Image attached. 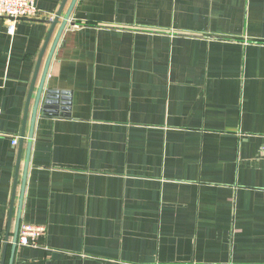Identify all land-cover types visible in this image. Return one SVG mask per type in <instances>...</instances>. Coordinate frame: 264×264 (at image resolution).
<instances>
[{
  "label": "crops",
  "instance_id": "obj_1",
  "mask_svg": "<svg viewBox=\"0 0 264 264\" xmlns=\"http://www.w3.org/2000/svg\"><path fill=\"white\" fill-rule=\"evenodd\" d=\"M36 4L0 17V264H264V0Z\"/></svg>",
  "mask_w": 264,
  "mask_h": 264
},
{
  "label": "built area",
  "instance_id": "obj_2",
  "mask_svg": "<svg viewBox=\"0 0 264 264\" xmlns=\"http://www.w3.org/2000/svg\"><path fill=\"white\" fill-rule=\"evenodd\" d=\"M38 15L36 0H0V17L7 19L10 33H14L17 21L35 18ZM1 113V111H0ZM18 140L14 139L13 144ZM45 225L24 223L20 227L18 243L21 246L37 247L39 240L46 235Z\"/></svg>",
  "mask_w": 264,
  "mask_h": 264
},
{
  "label": "water",
  "instance_id": "obj_3",
  "mask_svg": "<svg viewBox=\"0 0 264 264\" xmlns=\"http://www.w3.org/2000/svg\"><path fill=\"white\" fill-rule=\"evenodd\" d=\"M60 15H61V13H58V15L53 20H51V25H52L51 30H52V28H54V26L57 23L60 22ZM69 20H70V12H68L65 15L64 19L61 21V27H60L59 33H58L57 38L55 39V41L53 43V47H52V49H51V51L49 53L48 59H47L46 64H45V68H44L43 73H42V77H41V81H40V85H39V91H38V95H37V101H36L34 112H33V115H32V129H31L30 136H29L30 138L28 139V156H29V152H30V148H31V142H32V137H33V128H34V123H35V119H36V116H37V107H38V101L40 99V94H41L42 88L44 86V82L46 80V76L48 74V69H49V65H50L54 50H55V48H56V46L58 44V41H59V39L61 37V34H62L63 30L68 25ZM41 60H42V56H41V59H40L39 66L41 64ZM38 72H39V68L36 69L34 82L36 81ZM33 86H34V83H33ZM30 96H31V94H30ZM30 96H29V99H30ZM25 122H26V118H25ZM23 137H24V135H23ZM23 140H24V138L22 139V141ZM27 159H28V157H27ZM20 226H21V219L19 217L18 221H17V224H16L15 236L13 238V249H14V251L16 250V247H17ZM10 264H14V257L11 259Z\"/></svg>",
  "mask_w": 264,
  "mask_h": 264
}]
</instances>
